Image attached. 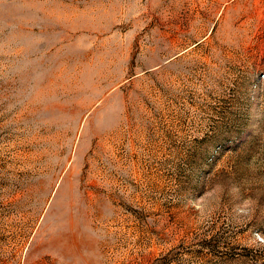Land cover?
Returning a JSON list of instances; mask_svg holds the SVG:
<instances>
[{"label": "rangeland", "instance_id": "1", "mask_svg": "<svg viewBox=\"0 0 264 264\" xmlns=\"http://www.w3.org/2000/svg\"><path fill=\"white\" fill-rule=\"evenodd\" d=\"M0 264H264V0H0Z\"/></svg>", "mask_w": 264, "mask_h": 264}]
</instances>
